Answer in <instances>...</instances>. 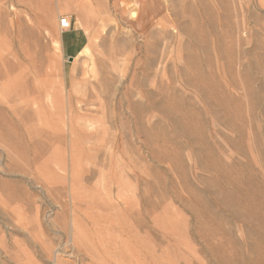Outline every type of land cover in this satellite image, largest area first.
<instances>
[{"label":"rangeland","instance_id":"rangeland-1","mask_svg":"<svg viewBox=\"0 0 264 264\" xmlns=\"http://www.w3.org/2000/svg\"><path fill=\"white\" fill-rule=\"evenodd\" d=\"M11 38L81 131L5 101L0 264H264V0H0Z\"/></svg>","mask_w":264,"mask_h":264},{"label":"bare ground","instance_id":"bare-ground-1","mask_svg":"<svg viewBox=\"0 0 264 264\" xmlns=\"http://www.w3.org/2000/svg\"><path fill=\"white\" fill-rule=\"evenodd\" d=\"M20 29L21 31L16 37L18 38L16 41L25 42L26 43L25 45H27L28 42L27 38L34 37L33 35L34 33L32 34V31L30 30L31 28H28L26 26H23ZM4 51H7V53H4ZM24 52H22V57L20 55H16V46L13 38L10 39L8 44L0 41V142L9 143L10 145L11 143L16 144V142L14 143L11 140L6 139V137H9L10 130L14 129L15 124L12 123L13 124L12 125L11 123H8L7 120H5V116L3 115L4 111H1L3 109V106L6 105L5 101L9 102L13 100L16 101V116L18 118L16 119V122L17 124L20 123L24 124L25 122H26L25 124L28 123L29 124V125L27 124L28 127L25 128L27 133L31 134L34 133L36 130H38L33 126H30V124H33V122L35 121V119L30 118L31 115L34 117V113L35 114L38 113L36 114V116L38 115L40 116H38L39 119H37V121L39 122L40 120V122L46 128V130L43 128H39V131L41 132L40 135L44 133L46 137H50L51 134L53 133L52 131L53 127L52 128L48 127V125L45 124V120L50 119V121L57 120L60 123V127L58 126L55 129V134H56L55 138L57 139L60 138L65 140L63 136L64 133L65 135L67 134L70 137L75 136L81 130L77 127L76 124L75 116L77 113L75 110L77 109L74 107L75 106L74 101L70 99L71 98L70 94L67 97H65L63 95L64 93L63 94L61 93L62 91L60 90L53 91L50 88L51 84L47 80L43 79L40 84H35V78L30 79L29 77H22L21 79L22 83L19 84V87L17 88L16 86L17 76L15 75L16 70H18L17 71L18 76L22 74V71H29L31 68L36 73H38L37 70H39V68L36 65V59H34L32 55L25 54ZM8 89H11L12 92L8 94L6 97H4V93L8 92L9 91ZM46 95L50 101H53L51 105L43 101V98ZM49 100L47 101L49 102ZM82 102H84V100ZM82 102L79 101V103ZM7 106H8L7 111H9L13 116L15 114V109L11 108V106H9L8 103ZM80 107L81 105L79 106V108ZM84 107L86 106L84 105ZM79 116L82 117L81 115ZM78 121L80 122V120ZM57 164H59L60 167L62 168L65 166L62 162H58Z\"/></svg>","mask_w":264,"mask_h":264},{"label":"built area","instance_id":"built-area-1","mask_svg":"<svg viewBox=\"0 0 264 264\" xmlns=\"http://www.w3.org/2000/svg\"><path fill=\"white\" fill-rule=\"evenodd\" d=\"M58 25L62 31H67L71 27L70 19L68 17H60L58 21Z\"/></svg>","mask_w":264,"mask_h":264}]
</instances>
